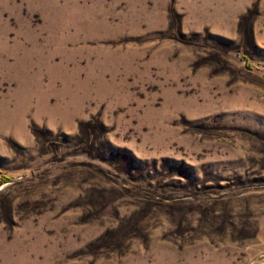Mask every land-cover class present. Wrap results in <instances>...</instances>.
Here are the masks:
<instances>
[{
	"label": "rangeland",
	"instance_id": "1",
	"mask_svg": "<svg viewBox=\"0 0 264 264\" xmlns=\"http://www.w3.org/2000/svg\"><path fill=\"white\" fill-rule=\"evenodd\" d=\"M0 264H264V0H0Z\"/></svg>",
	"mask_w": 264,
	"mask_h": 264
},
{
	"label": "trees",
	"instance_id": "2",
	"mask_svg": "<svg viewBox=\"0 0 264 264\" xmlns=\"http://www.w3.org/2000/svg\"><path fill=\"white\" fill-rule=\"evenodd\" d=\"M9 178L5 177L2 181L5 182L7 181Z\"/></svg>",
	"mask_w": 264,
	"mask_h": 264
}]
</instances>
